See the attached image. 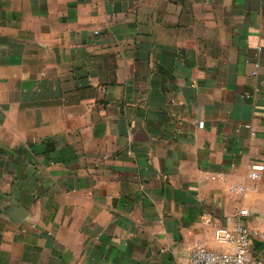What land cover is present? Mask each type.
Masks as SVG:
<instances>
[{
    "label": "crops",
    "instance_id": "1",
    "mask_svg": "<svg viewBox=\"0 0 264 264\" xmlns=\"http://www.w3.org/2000/svg\"><path fill=\"white\" fill-rule=\"evenodd\" d=\"M255 163L264 0H0V264L223 252Z\"/></svg>",
    "mask_w": 264,
    "mask_h": 264
},
{
    "label": "built area",
    "instance_id": "2",
    "mask_svg": "<svg viewBox=\"0 0 264 264\" xmlns=\"http://www.w3.org/2000/svg\"><path fill=\"white\" fill-rule=\"evenodd\" d=\"M264 172V165L255 163L251 166L249 179L258 181ZM244 187H231L230 192H243ZM249 216L246 209L240 210L238 220L229 227H215L214 241L226 247L223 252L208 250L202 243L195 242L184 264H264L260 257L264 247V232L249 229L243 219Z\"/></svg>",
    "mask_w": 264,
    "mask_h": 264
},
{
    "label": "rangeland",
    "instance_id": "3",
    "mask_svg": "<svg viewBox=\"0 0 264 264\" xmlns=\"http://www.w3.org/2000/svg\"><path fill=\"white\" fill-rule=\"evenodd\" d=\"M250 229V228H249ZM252 229V228H251ZM252 230H256V231H258V232H264V227H256V229L255 228H253ZM262 250V252L260 253V257L262 258V259H264V247L261 249Z\"/></svg>",
    "mask_w": 264,
    "mask_h": 264
}]
</instances>
